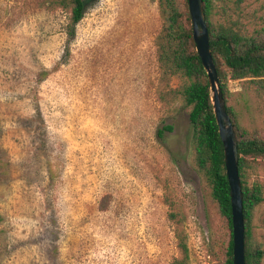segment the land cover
I'll use <instances>...</instances> for the list:
<instances>
[{
	"label": "rangeland",
	"instance_id": "obj_1",
	"mask_svg": "<svg viewBox=\"0 0 264 264\" xmlns=\"http://www.w3.org/2000/svg\"><path fill=\"white\" fill-rule=\"evenodd\" d=\"M211 1L217 30L264 31V0ZM50 5L0 0V264H171L177 230L190 264H226L230 224L197 170L190 108L157 99L158 0H93L72 36ZM227 88L242 131L264 137V87ZM247 174L264 193V160ZM253 220L264 251V202Z\"/></svg>",
	"mask_w": 264,
	"mask_h": 264
},
{
	"label": "trees",
	"instance_id": "obj_2",
	"mask_svg": "<svg viewBox=\"0 0 264 264\" xmlns=\"http://www.w3.org/2000/svg\"><path fill=\"white\" fill-rule=\"evenodd\" d=\"M92 1L51 0L50 8L62 9L69 13L72 36ZM158 3L162 28L155 38L160 68V88L157 91V99L163 107H171L181 101L190 108V121L193 126L192 145L197 170L208 181L214 200L218 203L222 215L229 221L231 240L226 264H233L232 206L224 145L214 115L208 76L193 39L188 0H158ZM204 11L212 55L225 100L229 76L235 80H249L257 90L263 89L264 31L255 36H247L242 33L238 21L222 25L217 30L211 21L213 12L211 0H204ZM174 81H178L176 86L173 84ZM227 111L231 116L238 141L246 228L245 260L246 264H261L264 251L252 246L250 240L254 221L253 213L256 207L264 202V193L258 184L248 185L247 170L249 162L264 160V137L247 136V133L239 127L234 112L228 105ZM172 131V126H166L159 131V137H163L164 132ZM102 210H106V207L103 206ZM169 217L179 228V214L172 210ZM1 220L0 216V222ZM175 236L179 254L173 258L171 264H190V253L185 236L179 230L176 231Z\"/></svg>",
	"mask_w": 264,
	"mask_h": 264
},
{
	"label": "water",
	"instance_id": "obj_3",
	"mask_svg": "<svg viewBox=\"0 0 264 264\" xmlns=\"http://www.w3.org/2000/svg\"><path fill=\"white\" fill-rule=\"evenodd\" d=\"M196 51L202 61L210 85L214 115L224 145L226 173L230 186L233 226V264H246L243 189L239 172L238 141L231 116L227 111L216 64L210 46L209 30L204 11V0H188Z\"/></svg>",
	"mask_w": 264,
	"mask_h": 264
}]
</instances>
